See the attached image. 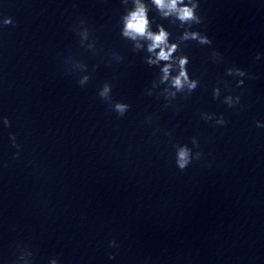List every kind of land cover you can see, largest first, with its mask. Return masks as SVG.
Wrapping results in <instances>:
<instances>
[{"label": "water", "instance_id": "1", "mask_svg": "<svg viewBox=\"0 0 264 264\" xmlns=\"http://www.w3.org/2000/svg\"><path fill=\"white\" fill-rule=\"evenodd\" d=\"M122 11L120 0H0L15 25L0 29V264H264V0H200L195 27L212 46L182 48L200 86L167 108L160 89L145 95L158 70L120 37ZM229 66L253 78L237 89ZM220 79L239 106L212 99ZM113 101L130 105L123 118ZM193 136L202 158L180 172L171 143Z\"/></svg>", "mask_w": 264, "mask_h": 264}, {"label": "clouds", "instance_id": "2", "mask_svg": "<svg viewBox=\"0 0 264 264\" xmlns=\"http://www.w3.org/2000/svg\"><path fill=\"white\" fill-rule=\"evenodd\" d=\"M123 11L119 15V35L122 39L131 42L133 52H143V62L149 68L158 70L156 78L151 83V88L145 89V95L152 96L153 89H160L158 95L165 102L164 107H169L177 97L187 98L200 86V79L189 74V56L182 48L187 47L189 42H195L200 47L212 46L211 39L195 26L201 25L200 0H120ZM163 21L167 22L168 27ZM14 25L10 16H0V29L8 25ZM170 28H174L178 34L174 35ZM86 38L87 33L81 34ZM261 59V53H257L255 60ZM212 63H221V55L212 50ZM223 75L230 77L235 82V88L242 89L246 79L253 77L245 70L229 66L224 68ZM88 76H82L76 83L79 87H84L88 82ZM163 86V87H161ZM111 86L105 83L97 92L100 100H109L111 96ZM222 92L224 93L222 95ZM212 99L219 100L227 109H233L240 105V94L234 95L232 89L228 87V82L220 79L211 89ZM130 105L113 101L111 111L118 118H123L128 112ZM177 110V108H176ZM199 118L205 123L212 122L213 127L225 126L227 124L224 114L213 112H200ZM10 127L8 117L0 115V130ZM254 127L264 129V121H254ZM8 140L16 152L13 158L19 154L21 145L16 142V136L9 133ZM190 144L172 142L173 162L177 170L183 172L193 161L202 158V152L197 137L190 139ZM210 166V165H209ZM109 249H116L118 245L115 240L108 241ZM33 254L30 252L29 256ZM115 258L113 252L107 253L109 261ZM33 264V259L28 262ZM47 264H59L58 257H49Z\"/></svg>", "mask_w": 264, "mask_h": 264}]
</instances>
